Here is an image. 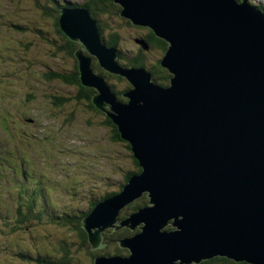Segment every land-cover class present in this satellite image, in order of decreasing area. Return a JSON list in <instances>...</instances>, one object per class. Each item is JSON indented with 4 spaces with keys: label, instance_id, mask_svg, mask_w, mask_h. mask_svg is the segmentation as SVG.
Returning <instances> with one entry per match:
<instances>
[{
    "label": "water",
    "instance_id": "95a60500",
    "mask_svg": "<svg viewBox=\"0 0 264 264\" xmlns=\"http://www.w3.org/2000/svg\"><path fill=\"white\" fill-rule=\"evenodd\" d=\"M114 2L121 15L168 43L161 65L172 77L162 86L144 68L121 69L116 47L102 44L88 10L61 13L62 29L80 42L75 55L83 83L100 91L94 105L111 117L141 166L120 193L84 218L93 247L104 245L108 227L119 228L114 223L126 204L144 193L150 198L121 222L142 229L118 241L129 258L100 256L95 264L215 257L264 264V11L248 0ZM94 54L131 83L123 94L129 103H117L93 74ZM169 223L173 228L166 229Z\"/></svg>",
    "mask_w": 264,
    "mask_h": 264
},
{
    "label": "rangeland",
    "instance_id": "374dc122",
    "mask_svg": "<svg viewBox=\"0 0 264 264\" xmlns=\"http://www.w3.org/2000/svg\"><path fill=\"white\" fill-rule=\"evenodd\" d=\"M44 1L45 0H0V87L1 91L6 93L3 96L5 97L4 99L0 97V119L4 120V123H7L6 127L9 128L7 129L0 124V149L4 147L14 148L15 151L12 155L14 154L17 160L19 156L26 155L25 152L27 149L30 152H35L31 155V158L35 161L45 160L44 170L48 177H50L47 181H51L54 185L61 188L59 195L61 200L57 202V208L59 209L57 214H63L65 211L68 212L76 209L85 211L88 208L89 200H92V198L97 197L101 199L104 197L105 193L116 192L118 189L120 190L121 183L125 179L124 173L136 170L137 165L131 149L128 147V143L124 139L112 140L110 138L111 135H113L110 132V128L112 129L111 125L108 123L106 124L107 126H104L100 123L101 120H107L110 116L99 109L97 111L91 109L90 102H87L86 99L79 97L77 101L76 97L73 98L71 96L69 102L75 100L71 102V107L78 106V108L83 110V114L91 113L95 115L94 126H89L85 121V117L79 114L78 119L73 125L68 124V115L65 114V112L69 111V108H65V111L62 108H57L56 112H54L55 114H53V105L48 97H52L59 93L65 94L67 91L75 90V87L67 84H65V86H59L60 84L57 82L44 84L48 90H46L47 88L39 90L40 93H46L40 96L39 102L33 100L22 101L23 97L27 96L26 94L28 92L32 93L30 89L31 80L37 83L33 78L26 76V74L28 75L27 69L29 67H32V69L36 68L37 70L43 69V63L40 62L42 58L47 59L46 62L49 67L58 69V67L63 66L67 71L69 69H74L76 66V59L77 63H80L79 58L75 59V57H71L70 60L63 59L64 64L52 58L53 56L51 52H49V45H51V43L46 41V36L48 35L45 33H37L31 28L33 27L35 29V26L39 24V27L46 31L52 27L50 21L41 20V18L45 19L41 14V7L42 5L44 6ZM251 1L254 5H264V0ZM38 4L39 6L41 4L40 9ZM110 13L108 12V15L102 16L105 20L102 22L105 25L104 36L109 38L110 33H118L119 37H123L122 40L119 41L118 46L121 47L123 50L122 52L125 53V60L132 61L135 57H141L144 63L151 68L158 60L160 61V59H162L164 50L159 49L155 45L147 50L141 48L140 44L134 40L138 37L145 38L147 34H149V28L128 24L122 17ZM14 23L19 24L23 28L18 29L16 26H12L11 24ZM53 38L55 41H58L57 39L60 38V36L52 35L51 39L53 40ZM23 41H31L32 45L24 46ZM72 48H74V44ZM84 55L88 56V51H85ZM127 61H119V63L124 66V64L129 63ZM30 62H32L33 65H30ZM93 62L94 57L91 61V68H93ZM126 66H130V64ZM95 71L98 72L97 69H95ZM103 73L105 74L104 79L106 84L110 85V90L116 91L117 97L122 99L124 96L121 94L130 87L129 81L126 77L119 78L113 75L112 72L103 71ZM15 74L25 76L20 81ZM38 76L39 78L46 79L44 78V76H46L44 73ZM87 90L92 91L94 88H87ZM2 99L10 100L11 104L4 103ZM115 99L117 103L120 102L117 98ZM104 104L107 103L104 101ZM5 109H10L13 112L21 114L23 117L21 122L6 118ZM108 111L114 113L110 108H108ZM15 126L22 127L20 129L24 128L28 134H32L28 138H17V129ZM20 129L18 128V130ZM16 153L20 155L18 156ZM3 157L9 159L11 156L5 155ZM17 160H9L7 168L10 170V174L3 176L6 183L2 184V187L8 188V191L12 193L16 199L24 197L26 186L29 185L27 176L23 174L24 168ZM23 160H25V156ZM1 180L2 178L0 177V186ZM87 189H92V191L89 192L94 194L89 200L82 194V192ZM145 194L141 197L146 196ZM39 196L43 199L45 197L44 192ZM139 198L130 203L132 204L135 202V206ZM6 203L8 207L3 209V214L7 218L8 215L12 213L10 219L14 227L10 226L9 235L0 234V264H12L8 258V256L11 255L7 251L9 246L13 248V245L17 247L18 244L19 246L21 244V246L24 247L26 246L25 244L34 243L39 236L38 233L31 236L28 234L31 229L27 228L37 227L35 225L39 223V220L37 221L35 217H32L30 221L25 220L21 215L22 211H19L20 218L18 220V214L14 211L15 205L24 203V200L17 199V203L16 201L10 204L6 201ZM42 203L46 204L44 201ZM48 205L50 207L53 206L51 203ZM127 208L128 204L121 209L122 215H125L129 210L128 216H126L123 221L127 219V217H130L131 214L135 213ZM54 215H56V213H54ZM122 215L120 218H122ZM120 218L114 223L115 226L121 223L119 221ZM39 224L42 225L39 226L42 231L47 234L49 233V243L51 246L58 242L60 236L66 233L64 229L59 231L57 227H54L59 225L48 221L46 216ZM18 226H21V228ZM59 228H61V226ZM171 228H173V226L169 223L166 229ZM107 229L109 231L106 230V232L110 233L113 238L111 239L110 236L108 242L105 241L104 243V245L108 243L104 246L105 248L103 250L106 256H109L108 253L113 254L116 252L121 256L128 255L129 251H127L126 247L117 249L119 247L117 240L118 235H123L125 233L130 234L129 232L133 235L142 230L140 226L133 230L128 226H121L120 229H116L115 231H112L110 227ZM127 229L129 232H127ZM95 230L99 229L96 227ZM26 234L29 236L23 238ZM89 263V260H85L80 264ZM43 264L50 263L44 261Z\"/></svg>",
    "mask_w": 264,
    "mask_h": 264
},
{
    "label": "trees",
    "instance_id": "16d2710c",
    "mask_svg": "<svg viewBox=\"0 0 264 264\" xmlns=\"http://www.w3.org/2000/svg\"><path fill=\"white\" fill-rule=\"evenodd\" d=\"M238 1H240V0H238ZM248 3L250 5H254L251 0H248ZM43 4H44V6L42 5V7H41V14L43 15V17H45V19L41 18V20L50 21L51 22L50 24L52 27H51V29L45 31L41 27H39L40 25L38 23H36L38 25L35 26V29L33 27H31V28L33 30H35L37 33H45L46 35H48V36H46V35L45 36L47 39L46 41H49L48 43H51V45H49V48H50L49 52H51V55L53 56L52 58L59 60L61 62V64H64L63 59L70 60L71 57H75V59L77 58L75 55V52L77 51L78 47L80 46V42L72 40L65 33V31L62 29L61 24H60V15L59 14H60V11L64 7H69V8L78 7V8H86L94 17H96L98 19L99 30H100V34H101V41L104 44H107V46H109V47H116L117 59L119 61H122V62L127 61V60H125V53H123L122 48L118 46L119 41L122 40L123 37L122 36L119 37L118 33H110L109 38H106L104 36L105 25L102 22H104L105 20L103 19L102 16L108 15V12L114 13V15L122 17L123 20L128 24H133L129 18L121 15L122 8L120 5L116 4L114 2V0H83V1L81 0V1L73 3V4L67 3V2H64L61 0H45ZM40 6H41V4H40ZM40 6L38 4L39 9H40ZM263 6H258V7L264 11V8H261ZM11 25L16 26L18 29L23 28L19 24H16V23L11 24ZM136 26L143 28V26H139V25H136ZM52 35L53 36L59 35L60 38L57 39L58 41L54 40L55 37L52 40L51 39ZM144 39L150 45H152V46L155 45L159 49L164 50V53H165V50L167 48L168 43L165 40L157 37L151 29H149V34H147V36ZM23 43H24V46H31L32 45L31 41H26V42L23 41ZM73 44H74V48H72ZM42 59L40 60V62L43 63L42 64L43 69L37 70L36 68L32 69V67L26 66V67H29L27 69L28 75L26 74V76H28L29 78H33L35 81H37V83H35L31 80V82H30L31 88L30 89L32 90V93L28 92L26 94L27 96L23 97L22 101H26V100L32 101L33 100L35 102H39L40 96L43 93H45V92L40 93L39 90H44L47 88L44 84L57 82L60 84L59 86H65V84L73 86V87H75V90L67 91V93H65V94L59 93V94L53 95L52 97L50 95H47V96H50V97H48V99L51 100L52 105H53V107H52L53 114H55L54 112H56L57 108H62L64 111H65V108H69V111L65 112V114L68 115V124L73 125V123L78 119V114H79L80 116L85 117V121L89 126H94L95 125V122H94L95 115H93L91 113L83 114V110L81 108H78V106L71 107V102L75 101V100H72L69 102L71 96L73 98L76 97L77 101H78L79 97H81V98L86 99L87 102H90L91 109H93L95 111L98 110V108L94 105V102H93V96L96 93V90L95 89L92 91L87 90V88H92L93 86H88V85H85L83 83L82 77L80 75V69L78 67L79 63H77V59L75 60L76 66L74 67V69H69L68 71L65 70V67H63V66L58 67V69H53L47 65V62H46L47 59L46 58H42ZM161 61H162V59H160V61L158 60V62H156V64L150 68L147 66L146 63H144V61L142 60L141 57H135L132 61H127L129 63L124 64V66L130 64V65H136V67H139V68H144V69L147 68L153 74V80L154 81H156L158 84H160L162 86H168L170 84V78L172 77V74L168 71V69H166L165 67H163L161 65ZM29 64L33 65L32 62H30ZM95 69H97L98 72H96ZM93 70H94L95 75L105 77V74L103 73V71H105V70L100 65L98 59H95V61L93 62ZM42 73H44V75H46V76H44V78H46V79L39 78L38 75H41ZM15 75L17 76V79H20V81L25 76V75L21 76V75H17V74H15ZM46 90H48V88ZM113 92H116V91H113ZM1 93H2V91H1V87H0V94ZM122 98H124L122 100H124L125 102H128L126 97H122ZM7 103L11 104L10 100H7ZM5 117L8 119H11V120H20L21 121L23 119L21 114H18L17 112H13L10 109L6 110ZM108 119L104 120V121L101 120L100 123L103 124L104 126H107L106 124H108V123L111 125L112 129L110 128V132L113 135H111L110 138L112 140H123V137L121 136V133L118 130L117 125L113 122L111 117H109ZM6 126H7V123H5V127ZM31 134L32 133L28 134L25 130H19L16 132L17 137H25V136H29ZM126 142L129 145L128 147L131 149V152L133 154V158H134L136 165H137V169L134 171L124 173L125 179L121 183V186H120L121 191L124 188V185L129 181V179L133 175L140 173V170H141V166H140L138 160L134 157V153L132 151L130 143L128 141H126ZM120 190L118 189V191H116V192L105 193L104 197H102L101 199L94 197V198H92V200H89V199H91V197L94 196V194L89 192V191H92V189H87V190L82 192V194H84V196L89 200L88 208L85 211H81V209H76V210H72V211H68V212L66 211V213L64 212L63 214H59V216H60L59 218H56L55 215L47 216V217H50V220H55L56 222H54V223L59 225V226H54V227H57L59 231L64 229L66 232L58 238L59 239L58 242L54 243L53 246H51L49 243L50 242V237L48 236L49 233L47 234L44 231H42L41 228H39V226H42L39 224L43 220L42 217L40 215H38V213L34 212L33 210H29V213H31L33 215L34 214L37 215L35 217V219L37 221L39 220V223H37V225H35V226H37L35 228L28 227L29 229H31V231H29L28 234L33 236V235L38 233L39 236H38L37 240L34 241V243L25 244L26 246H24V247L21 246V244H20V246L18 244L17 247L13 245V248L11 246H9V248H7L8 253L11 254L8 256L9 261L12 264H43L44 261H46L50 264H80V263L84 262L85 260H87V261L89 260V262H90L89 264H95L97 257L104 256V255L106 256V253L103 250L105 248L104 246H106L108 243H106L105 245H103L101 247L94 248L93 244L89 240V235H88L86 229L84 228V225H83L84 220L83 219L90 214L93 206H95L96 204H98L102 200L110 199L112 197V195H116V194L120 193L121 192ZM145 195L147 197L143 196V197L139 198L137 200L138 202H136L135 206H134L135 202L132 204L131 203L128 204L127 209H131L132 211L137 212L140 208H142V206L143 207L147 206L149 204L150 198L147 194H145ZM138 203H140V204H138ZM127 209H125V210H127ZM128 212H129V210L126 212L125 215L124 214L122 215V211L120 210L119 214L117 215V220L122 215V218H120L119 221L120 222L123 221V219L126 216H128V214H129ZM60 226H61V228H59ZM113 230L114 229H112V231ZM59 231H57V232H59ZM107 231H109V230L107 229ZM127 232H129L128 229H127ZM129 233L130 234L125 233L123 235H118L117 240H121V239L123 240L125 238L131 237L134 235V234L131 235V232H129ZM28 234H26V236H23V238H26L27 236H29ZM128 235H130V236H128ZM110 236H111V234L106 232V230H105L104 236H103V243H105V241L108 242ZM112 238L113 237L111 236V239ZM31 241H33V240H31ZM9 242H11V241H9ZM119 248H125V247H122L119 244V247L117 249H119ZM126 249H127V251H129L128 248H126ZM47 250H50V251H47ZM108 254H109V256H112V255L115 256V255H118V252L113 253V254H110V253H108ZM124 256L129 257L130 253L128 255H124ZM191 264H251V263H248L245 261H237L236 262L235 260L229 259L226 257H215V258L208 259V260H202L200 263H191Z\"/></svg>",
    "mask_w": 264,
    "mask_h": 264
},
{
    "label": "clouds",
    "instance_id": "9594fccd",
    "mask_svg": "<svg viewBox=\"0 0 264 264\" xmlns=\"http://www.w3.org/2000/svg\"><path fill=\"white\" fill-rule=\"evenodd\" d=\"M61 1H64V2H67V0H61ZM240 1H242V0H240ZM256 6V5H255ZM76 9H80V8H78V7H76ZM89 12V11H88ZM90 13V12H89ZM60 15V17H61V13L59 14ZM90 15L93 17V18H95L96 20H97V23L99 24V22H98V19L96 18V17H94L91 13H90ZM97 24V25H98ZM135 25V24H134ZM99 26V25H98ZM146 28H148V27H146ZM150 29V28H149ZM155 34V33H154ZM160 38V37H159ZM136 39H140V40H145L144 38H140V37H138V38H136ZM136 39H134L135 41H136ZM75 41V40H74ZM146 41V40H145ZM147 42V41H146ZM138 43V42H137ZM148 43V42H147ZM104 44V43H103ZM140 44V43H139ZM105 45V47L106 48H110L109 46H107V44H104ZM148 45H149V48L148 49H150L151 47H152V45H150L149 43H148ZM140 46H141V48H143V46L140 44ZM147 49V50H148ZM165 54V53H164ZM164 56V55H163ZM163 58V57H162ZM95 59H98L96 56L94 57V60ZM99 61V60H98ZM117 61H118V59H117ZM130 66H133V67H136V65H130ZM137 68H139V67H137ZM93 69V68H92ZM104 70L105 71H107V72H110V71H108V70H106L105 68H104ZM145 70L146 71H148V69L147 68H145ZM148 72H150V71H148ZM151 73V72H150ZM93 74H94V70H93ZM112 74L113 75H115V76H117V74L116 73H114V72H112ZM152 74V73H151ZM95 75V74H94ZM95 76H98V75H95ZM101 77V76H100ZM118 77H120V76H118ZM103 78V80H104V82H105V79H104V77H102ZM127 79V78H126ZM128 80V79H127ZM152 80H153V74H152ZM154 81V80H153ZM156 82V81H155ZM106 83V82H105ZM129 84H130V87H129V89H127V91H129L131 88H132V85H131V83L129 82ZM158 84V83H157ZM107 86L109 87V90H110V85H108L107 84ZM96 88V87H95ZM111 91V90H110ZM112 92V94L113 95H116V92H113V91H111ZM121 94V93H120ZM122 96H124L123 94H121ZM116 97H117V95H116ZM124 97H126V96H124ZM127 98V100H128V102H129V99H128V97H126ZM117 99L118 100H120L121 102H123V103H128V102H125L124 100H122V99H124V98H122V99H119L118 97H117ZM107 106H111V104L109 105H106V107ZM122 222V221H121ZM107 230V229H106ZM135 235V234H134ZM103 236H104V232H103ZM122 240V239H121ZM118 241H120V240H118ZM119 243V242H118ZM102 244H104L103 243V239H102ZM105 256V255H104ZM113 256V255H112ZM115 256H121V255H115ZM237 262V261H236Z\"/></svg>",
    "mask_w": 264,
    "mask_h": 264
},
{
    "label": "bare ground",
    "instance_id": "6f19581e",
    "mask_svg": "<svg viewBox=\"0 0 264 264\" xmlns=\"http://www.w3.org/2000/svg\"><path fill=\"white\" fill-rule=\"evenodd\" d=\"M256 6H258V5H256ZM261 8H264V6L261 7ZM70 9H72V8H70ZM102 44H103V42H102ZM102 44H101V45H102ZM94 55H95V54H94ZM95 56L97 57V55H95ZM95 56H94V57H95ZM117 63H119V61H117ZM119 64H120V63H119ZM120 66L122 67L121 69L130 68V66L127 67V66H123V65H121V64H120ZM78 67H79V69H80V63H79V65H78ZM80 75H81V71H80ZM117 76L124 77V76L121 75V74H117ZM125 77H126V76H125ZM93 88H94V87H93ZM94 89L96 90V93L94 94V96L100 93V91L98 90L97 87L94 88ZM126 92H127V91H126ZM126 92H124V93H126ZM124 93H123V94H124ZM144 194H145V193H144ZM146 194L148 195V193H146ZM129 203H130V202H129ZM129 203H128V204H129ZM126 205H127V204H126ZM126 205H125V206H126ZM77 208H78V207H77ZM120 226H121V223L117 225V227H119L118 229L121 228ZM123 226H125V225H123ZM111 229H114V227L111 228Z\"/></svg>",
    "mask_w": 264,
    "mask_h": 264
},
{
    "label": "flooded vegetation",
    "instance_id": "af4514ba",
    "mask_svg": "<svg viewBox=\"0 0 264 264\" xmlns=\"http://www.w3.org/2000/svg\"><path fill=\"white\" fill-rule=\"evenodd\" d=\"M95 61V60H94ZM109 106L106 107V110H108Z\"/></svg>",
    "mask_w": 264,
    "mask_h": 264
}]
</instances>
